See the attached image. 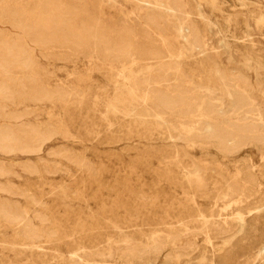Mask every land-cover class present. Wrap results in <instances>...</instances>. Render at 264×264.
Here are the masks:
<instances>
[{"label":"rangeland","instance_id":"374dc122","mask_svg":"<svg viewBox=\"0 0 264 264\" xmlns=\"http://www.w3.org/2000/svg\"><path fill=\"white\" fill-rule=\"evenodd\" d=\"M87 1L0 0V264H264V0Z\"/></svg>","mask_w":264,"mask_h":264},{"label":"bare ground","instance_id":"6f19581e","mask_svg":"<svg viewBox=\"0 0 264 264\" xmlns=\"http://www.w3.org/2000/svg\"><path fill=\"white\" fill-rule=\"evenodd\" d=\"M44 3L48 8V13L39 16L37 20L39 32L49 29L52 24L58 26L64 21L63 16H66L70 17L67 18L69 22L67 26L73 30V24L78 22L79 32L88 35L87 44L92 45L94 48H100L106 53L115 56H125L131 53L134 49L133 45L128 42L124 36L117 37V39L113 40L105 31H103L101 21L97 14V12L99 13V7H97L93 1L44 0ZM18 23L19 22L17 21V24ZM161 100L173 107L181 106L183 103L179 96L170 97L162 95ZM245 130L246 125L244 123L233 125L231 127V133L233 135L243 134ZM222 134L219 135L223 137L227 136L224 133Z\"/></svg>","mask_w":264,"mask_h":264}]
</instances>
